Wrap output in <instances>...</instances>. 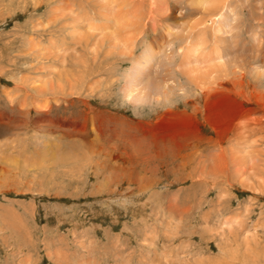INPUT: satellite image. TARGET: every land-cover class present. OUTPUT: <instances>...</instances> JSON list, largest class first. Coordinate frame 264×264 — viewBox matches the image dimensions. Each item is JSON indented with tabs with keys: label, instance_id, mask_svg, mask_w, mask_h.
<instances>
[{
	"label": "rangeland",
	"instance_id": "1",
	"mask_svg": "<svg viewBox=\"0 0 264 264\" xmlns=\"http://www.w3.org/2000/svg\"><path fill=\"white\" fill-rule=\"evenodd\" d=\"M199 1L0 0V264H264V0Z\"/></svg>",
	"mask_w": 264,
	"mask_h": 264
},
{
	"label": "bare ground",
	"instance_id": "2",
	"mask_svg": "<svg viewBox=\"0 0 264 264\" xmlns=\"http://www.w3.org/2000/svg\"><path fill=\"white\" fill-rule=\"evenodd\" d=\"M209 1H211V0H209ZM209 1L208 0H200L199 2H197V4L202 7V6H206L207 3L209 4L210 3ZM148 55L149 54L145 55V57H147ZM238 95H240L241 97L243 96V99L247 101L246 96H244V92H240V93H238ZM128 96H130V95H128Z\"/></svg>",
	"mask_w": 264,
	"mask_h": 264
}]
</instances>
